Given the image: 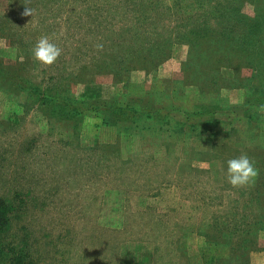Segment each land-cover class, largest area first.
<instances>
[{"label":"rangeland","instance_id":"1","mask_svg":"<svg viewBox=\"0 0 264 264\" xmlns=\"http://www.w3.org/2000/svg\"><path fill=\"white\" fill-rule=\"evenodd\" d=\"M99 1L0 0V264H264V0Z\"/></svg>","mask_w":264,"mask_h":264},{"label":"clouds","instance_id":"2","mask_svg":"<svg viewBox=\"0 0 264 264\" xmlns=\"http://www.w3.org/2000/svg\"><path fill=\"white\" fill-rule=\"evenodd\" d=\"M22 15L31 16L32 10L25 8ZM102 47V46H98ZM61 49L46 36L39 38L33 48L34 59L44 66H51L61 55ZM259 176V169L247 154L227 161V182L233 188L252 187Z\"/></svg>","mask_w":264,"mask_h":264},{"label":"trees","instance_id":"3","mask_svg":"<svg viewBox=\"0 0 264 264\" xmlns=\"http://www.w3.org/2000/svg\"><path fill=\"white\" fill-rule=\"evenodd\" d=\"M112 2L113 1H111V5H109V0H100L99 2H96V3H100L101 5H95L94 4V7L93 8H94V10H96V9H98V10H100V9H108L109 7H111V9L112 8H116V6H113ZM27 91L30 92V93H32L33 92V89L32 88H29V89H27ZM40 97H41V95H40ZM59 103H61V107L58 109V112H59V115H61V116L68 115L69 113L74 112V109H77V108H78L77 109V112H79V113L87 110L85 107H83V104L80 103V102H76V106L74 105L75 102H73L72 100H69L67 102H63L61 100ZM56 104L57 103H55L54 101H52L51 102V105H50L51 108H54L56 106ZM137 110H139V107H133L131 109V112L134 113ZM5 210H6V208H5ZM3 212H4V210H3ZM2 216H3V213H2ZM246 247H249V245H247ZM236 249L239 250L238 248H235L234 250H236ZM244 251H246V250H242L241 253L243 254ZM237 257H238V255H237Z\"/></svg>","mask_w":264,"mask_h":264}]
</instances>
